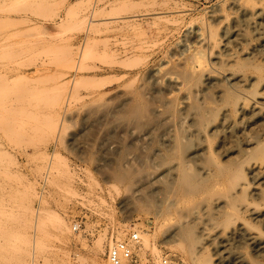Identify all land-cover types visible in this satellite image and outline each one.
I'll use <instances>...</instances> for the list:
<instances>
[{"label":"rangeland","instance_id":"obj_1","mask_svg":"<svg viewBox=\"0 0 264 264\" xmlns=\"http://www.w3.org/2000/svg\"><path fill=\"white\" fill-rule=\"evenodd\" d=\"M78 1L88 6L79 18L84 26L68 16ZM144 1L0 0V264H109L108 248L132 232L140 242L128 264H197L204 256H223L225 264H233L228 255L249 254L232 237L216 255L219 242L211 227L194 249L188 250L180 236L171 237L185 217L166 224V197L154 194L144 180L157 170L151 157L157 145L121 120L122 105L136 91L147 103L154 99L151 106L158 104L150 88L166 85L188 49L208 55L197 34L211 32L221 39V29L240 15L233 0H155L152 6ZM261 17L264 13L239 21L241 42L231 45L250 63L264 57L255 60L256 53H249L264 43ZM78 79L85 81L74 88ZM117 165L144 184L134 177L137 182L128 188L113 181ZM197 200L191 204L204 219ZM42 210L60 216L65 227L60 230L69 232L60 235L54 229L60 223L52 228V221L41 228ZM195 222L200 235L207 223Z\"/></svg>","mask_w":264,"mask_h":264},{"label":"bare ground","instance_id":"obj_2","mask_svg":"<svg viewBox=\"0 0 264 264\" xmlns=\"http://www.w3.org/2000/svg\"><path fill=\"white\" fill-rule=\"evenodd\" d=\"M128 2L122 6L128 5ZM144 2L149 6L156 3L155 0ZM75 4L68 10V16L73 22L75 20L84 22V26L85 19L82 16L81 19L84 20L79 18L84 11L86 12L88 6L87 4V8L84 6V1ZM231 5L240 16L238 19L234 18L232 25L228 23L231 26L222 25L221 39L216 38V34L211 32L207 36L204 33L196 36L197 43L205 46L208 55L197 50L191 52L188 49L187 52L190 54L183 58L182 64L178 60L179 64L175 63V70L177 66L182 65L179 67L180 71H175L172 76L170 74V77L166 78L164 89L161 85L163 93H159L160 89L157 88L161 82L157 86V82L154 83L156 87L152 86L159 89L158 91L150 88L151 96L158 99V104L151 106L149 103L151 100H147L148 104L143 94L136 91V94L130 96V99L128 96L129 100L122 105L124 116H121V120L133 125L134 127L129 125L128 127L137 129L138 131L133 133L140 135L145 142L150 143L149 145L152 143L157 145L151 155L154 160L153 167L157 170L153 171L151 166L152 170L149 171V175L145 174L144 180L145 184L153 188L154 194L159 191V195L164 194L166 197L167 212L164 213L166 215L163 214V217L165 216L163 221L166 224H171L175 216H179V219L185 217L186 222L181 223L171 237L173 234L180 236L183 241H187L188 250L194 249L193 246L203 245L202 236H209L204 231H208L210 227L211 230L215 228L214 240L219 242L216 255L222 254L226 242L233 237L241 249L249 250L247 256L242 252L228 255L229 258H234V263L264 264V66H262L264 43L256 48L252 47L253 51L249 52L251 55L256 53L253 57L255 60L257 55L263 57L261 63L256 61L252 62L253 64L248 62L250 58H247L248 55L241 58L234 53L238 46L236 51L232 50L234 46L231 47L241 42L240 39L237 41L240 37L239 21V24L241 22L244 24L250 16L264 13V0H233ZM248 6L251 7L248 9ZM218 18L216 16L217 20ZM242 36L244 37V34ZM158 76L153 77L162 81ZM84 81L78 79L74 88L79 87ZM153 100L151 102H154ZM126 124L124 122V125ZM111 171L113 181L115 179L119 185L122 183L127 186L126 188L136 181H133L135 177L130 170L122 165H117L114 171ZM141 179L137 181H142ZM194 200H197L198 206L205 210L204 219L201 218L203 214L198 216L196 206L191 204ZM180 207L187 208L182 210ZM41 215L39 218L41 228L45 226L46 221L48 225L52 221L50 224L52 228L53 225L60 223L54 226V229L58 227L55 229L57 233L60 226L65 228L64 221L56 213L42 210ZM199 219L206 221L207 226L204 225L205 228L197 235L199 232L195 233L194 227L195 221ZM39 225L40 234L45 233L46 229L42 230ZM64 231L67 232L68 229L60 230V235ZM41 239L38 241L40 244ZM142 239L144 246L149 247L148 238L143 236ZM26 243L25 241L23 244ZM198 248V252L204 249L200 246ZM203 252L204 250L201 253ZM222 257L213 260L211 256H204L203 260H197V264H225L226 259L223 260Z\"/></svg>","mask_w":264,"mask_h":264},{"label":"built area","instance_id":"obj_3","mask_svg":"<svg viewBox=\"0 0 264 264\" xmlns=\"http://www.w3.org/2000/svg\"><path fill=\"white\" fill-rule=\"evenodd\" d=\"M211 2L216 0H209ZM139 235L136 232L130 233L126 241L113 243L107 250V260L109 264H128L134 260L133 251L139 244ZM162 264H171L164 260Z\"/></svg>","mask_w":264,"mask_h":264}]
</instances>
